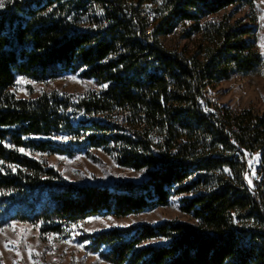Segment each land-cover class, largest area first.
Returning a JSON list of instances; mask_svg holds the SVG:
<instances>
[{
  "label": "trees",
  "instance_id": "trees-1",
  "mask_svg": "<svg viewBox=\"0 0 264 264\" xmlns=\"http://www.w3.org/2000/svg\"><path fill=\"white\" fill-rule=\"evenodd\" d=\"M257 2L4 3L0 227L30 223L44 235L65 237L87 218L140 215L180 197L179 210L193 223L114 228L81 237L84 249L108 264H264V119L225 108L218 117L206 115L200 106L208 88L264 70L256 27L227 12L255 9ZM186 27L181 37L198 36L194 47L166 48L163 40ZM67 73L93 80L99 90L77 99L13 92L18 77L42 83ZM78 114L84 118L73 123ZM75 149L90 157L91 149H103L120 167L147 171V179L76 186L33 157ZM248 150L260 152L251 167ZM260 163L261 176L252 172Z\"/></svg>",
  "mask_w": 264,
  "mask_h": 264
},
{
  "label": "rangeland",
  "instance_id": "rangeland-1",
  "mask_svg": "<svg viewBox=\"0 0 264 264\" xmlns=\"http://www.w3.org/2000/svg\"><path fill=\"white\" fill-rule=\"evenodd\" d=\"M8 0H3L4 3ZM0 7V10L3 9ZM233 15V21L242 19L244 24L256 27L254 43L264 65V0H258L255 9L234 8L227 10ZM253 23V24H252ZM180 28L176 34L163 40L170 50L192 49L199 40L198 36L184 39ZM99 90L93 80L83 79L78 73H67L54 81L35 83L18 77L13 92L18 98L33 99L45 93L59 92L61 95H73L74 99L84 97L92 91ZM32 91H34L32 93ZM208 99L217 103L231 113L250 112L264 119V70L251 75H234L219 85L211 88ZM82 114L71 117V121L83 119ZM71 155H33L34 158L46 161L49 167L70 183L76 186L107 185L114 187L122 183L141 184L147 179V171H134L120 167L113 157L103 149H91V157L86 149L74 150ZM256 151L254 157L259 154ZM258 180L254 181V184ZM180 197L172 199L169 207H159L152 211L126 218L96 216L87 218L71 226L67 236L42 234L39 228L30 223L14 222L0 227V264H108L95 254L84 249L81 237L94 235L114 228H125L133 225L172 222L193 223L191 218L179 210Z\"/></svg>",
  "mask_w": 264,
  "mask_h": 264
},
{
  "label": "built area",
  "instance_id": "built-area-1",
  "mask_svg": "<svg viewBox=\"0 0 264 264\" xmlns=\"http://www.w3.org/2000/svg\"><path fill=\"white\" fill-rule=\"evenodd\" d=\"M210 91V88L207 89V91L204 93L203 97L200 98V106H201V110L206 114V115H215V116H219L221 113V109L223 107H220L217 103L211 101L210 99H208L207 94ZM233 141V139H232ZM256 151L253 150H248L245 152V159L246 162L248 163L249 167H251V164L253 162V158L255 155ZM257 175H263V165L262 163H260L259 165L256 166V168L252 171ZM249 171L246 173L247 179H250L251 174ZM260 183H256L255 187L258 188ZM259 196L257 194H254V198L257 199L259 201Z\"/></svg>",
  "mask_w": 264,
  "mask_h": 264
},
{
  "label": "snow or ice",
  "instance_id": "snow-or-ice-1",
  "mask_svg": "<svg viewBox=\"0 0 264 264\" xmlns=\"http://www.w3.org/2000/svg\"><path fill=\"white\" fill-rule=\"evenodd\" d=\"M0 7H3V0H0Z\"/></svg>",
  "mask_w": 264,
  "mask_h": 264
}]
</instances>
